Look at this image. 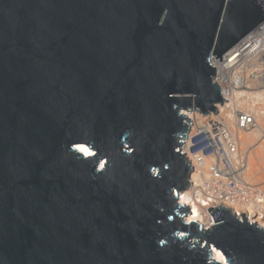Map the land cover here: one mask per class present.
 <instances>
[{"label": "water", "instance_id": "water-1", "mask_svg": "<svg viewBox=\"0 0 264 264\" xmlns=\"http://www.w3.org/2000/svg\"><path fill=\"white\" fill-rule=\"evenodd\" d=\"M263 22L264 0H0V264H264V227L179 196L184 111L218 112L212 58Z\"/></svg>", "mask_w": 264, "mask_h": 264}, {"label": "built area", "instance_id": "built-area-1", "mask_svg": "<svg viewBox=\"0 0 264 264\" xmlns=\"http://www.w3.org/2000/svg\"><path fill=\"white\" fill-rule=\"evenodd\" d=\"M212 63L216 68L214 80L222 86L225 102L219 106L217 114L205 115L200 110L192 109L184 111L191 120L190 136L186 139V142H190L187 144V150L185 142L180 149L187 154L194 167L191 188L193 187L192 192L195 189L196 198L192 200L199 205L201 214L207 218L204 223L201 222L206 228L218 223L210 212L212 207L232 208L233 213L243 222L245 214L248 221L251 216L264 220V189H244L232 183L237 174L230 170L228 160H225L226 168L229 169L225 177L216 159H212L218 149L224 152L221 135L229 147L227 151H235L230 133L232 122L239 129H247L255 122L254 112L246 110L239 102L264 90V22L225 53L223 61L213 56ZM238 92L242 95H237ZM229 112L234 115V120H231Z\"/></svg>", "mask_w": 264, "mask_h": 264}, {"label": "bare ground", "instance_id": "bare-ground-1", "mask_svg": "<svg viewBox=\"0 0 264 264\" xmlns=\"http://www.w3.org/2000/svg\"><path fill=\"white\" fill-rule=\"evenodd\" d=\"M237 95L242 94L241 92H238ZM239 103H241L246 110L254 112L257 116H255L256 118L254 117L255 122L247 129H239L236 124L232 122L230 125V133L235 151H227L229 150V147L225 143L223 139L224 137L221 135L220 137L224 142V152L222 153L220 149H218L217 154L213 156L212 159H216V162L222 169L225 177L228 175L226 172L229 171V169L226 168L225 160H228L231 165L230 170L235 171L237 174V177L233 179L232 183L238 184L244 189H253V187H261L264 189V90L259 91L254 97L249 96V98H243ZM220 105L222 104L219 103L217 105L218 112ZM192 110L198 109L192 108ZM228 115H230L231 120H234V115L231 112H229ZM198 118L201 119L202 117L198 116ZM187 139H189V137ZM184 142L185 150H187V144H189L190 140L186 142L185 139ZM79 149L87 156L93 153L86 146H80ZM239 175L241 176L238 177ZM195 177L196 176L194 175L193 178ZM192 190L193 187H190L189 189L182 191L179 194L180 201L191 207L192 211L187 217L188 220H197L204 223L207 218L201 214L199 205L192 200V198H196L195 189L193 192ZM249 221H255L261 226H264V220L255 219L253 216L250 217ZM214 250V256L218 260L226 262L225 255L220 250Z\"/></svg>", "mask_w": 264, "mask_h": 264}, {"label": "rangeland", "instance_id": "rangeland-1", "mask_svg": "<svg viewBox=\"0 0 264 264\" xmlns=\"http://www.w3.org/2000/svg\"><path fill=\"white\" fill-rule=\"evenodd\" d=\"M262 105V104H261ZM263 106H264V104H263Z\"/></svg>", "mask_w": 264, "mask_h": 264}]
</instances>
